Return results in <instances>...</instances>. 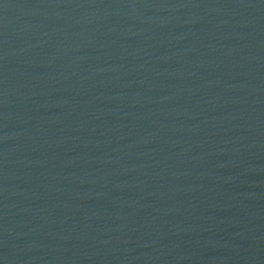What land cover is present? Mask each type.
I'll list each match as a JSON object with an SVG mask.
<instances>
[{
	"label": "water",
	"instance_id": "95a60500",
	"mask_svg": "<svg viewBox=\"0 0 264 264\" xmlns=\"http://www.w3.org/2000/svg\"><path fill=\"white\" fill-rule=\"evenodd\" d=\"M0 264H264V0H0Z\"/></svg>",
	"mask_w": 264,
	"mask_h": 264
}]
</instances>
